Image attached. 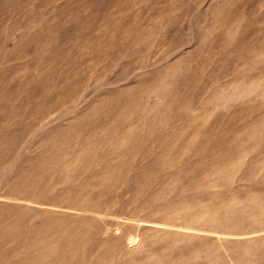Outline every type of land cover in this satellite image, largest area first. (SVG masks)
Here are the masks:
<instances>
[{
  "label": "rangeland",
  "instance_id": "1",
  "mask_svg": "<svg viewBox=\"0 0 264 264\" xmlns=\"http://www.w3.org/2000/svg\"><path fill=\"white\" fill-rule=\"evenodd\" d=\"M0 264H264V0H0Z\"/></svg>",
  "mask_w": 264,
  "mask_h": 264
}]
</instances>
